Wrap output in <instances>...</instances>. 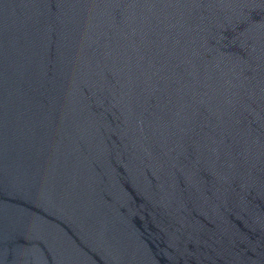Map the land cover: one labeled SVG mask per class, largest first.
Returning a JSON list of instances; mask_svg holds the SVG:
<instances>
[{"label": "water", "instance_id": "water-1", "mask_svg": "<svg viewBox=\"0 0 264 264\" xmlns=\"http://www.w3.org/2000/svg\"><path fill=\"white\" fill-rule=\"evenodd\" d=\"M0 264H264V0H0Z\"/></svg>", "mask_w": 264, "mask_h": 264}]
</instances>
